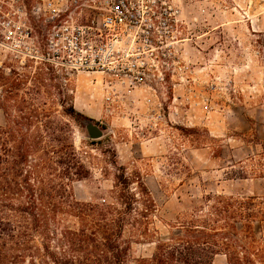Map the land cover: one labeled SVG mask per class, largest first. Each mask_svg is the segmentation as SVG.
Wrapping results in <instances>:
<instances>
[{"label": "rangeland", "instance_id": "rangeland-1", "mask_svg": "<svg viewBox=\"0 0 264 264\" xmlns=\"http://www.w3.org/2000/svg\"><path fill=\"white\" fill-rule=\"evenodd\" d=\"M174 1L185 16L184 75L152 103L138 92L113 112L96 83L100 74L56 67L43 56L42 36L8 37L0 25V127L12 133L7 178L18 179L19 131L71 129L89 170L87 177H61L76 200L110 204L124 176L132 192L144 184L156 203L149 239L125 229L126 264H185V254L155 258L157 242L184 234L185 225L242 238L246 218L233 209L221 213L219 198L264 197L256 174L264 143V0ZM86 120L103 130L101 138L88 137ZM243 171L249 178L231 177ZM254 225L255 245L242 238L212 264H229L230 256L264 260V226Z\"/></svg>", "mask_w": 264, "mask_h": 264}, {"label": "trees", "instance_id": "trees-1", "mask_svg": "<svg viewBox=\"0 0 264 264\" xmlns=\"http://www.w3.org/2000/svg\"><path fill=\"white\" fill-rule=\"evenodd\" d=\"M7 96L11 95L6 90ZM29 123L32 120L27 119ZM17 180L7 176L12 153V133L0 127V264H126L125 229L149 239L157 206L144 184L132 192L129 177L119 176L121 187L112 203L93 204L76 200L61 177H87L81 153L71 129H26L17 133ZM59 145L60 149H57ZM259 154L258 177L264 178V143ZM232 178H249L247 171ZM32 178L34 182H32ZM221 213L231 211L246 218L248 231L242 238L257 242L254 223L264 226V197L219 198ZM74 218L71 225L67 219ZM210 225V224H209ZM236 228L235 223L232 224ZM207 225H185V233L157 242L155 258L171 259L185 254V264H212L220 250L237 245L242 238L228 232H208ZM254 251V249L252 250ZM250 253V252H249ZM256 255L255 251L254 254ZM264 264L255 256H230L229 264Z\"/></svg>", "mask_w": 264, "mask_h": 264}, {"label": "built area", "instance_id": "built-area-1", "mask_svg": "<svg viewBox=\"0 0 264 264\" xmlns=\"http://www.w3.org/2000/svg\"><path fill=\"white\" fill-rule=\"evenodd\" d=\"M0 25L8 37L42 36L56 67L100 74L109 112L138 92L152 103L185 73V16L174 0H0Z\"/></svg>", "mask_w": 264, "mask_h": 264}, {"label": "water", "instance_id": "water-1", "mask_svg": "<svg viewBox=\"0 0 264 264\" xmlns=\"http://www.w3.org/2000/svg\"><path fill=\"white\" fill-rule=\"evenodd\" d=\"M88 137L91 139H99L103 136V130L91 120L85 121Z\"/></svg>", "mask_w": 264, "mask_h": 264}]
</instances>
